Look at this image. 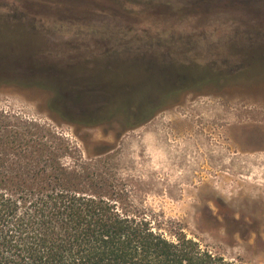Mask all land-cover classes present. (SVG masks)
Instances as JSON below:
<instances>
[{
	"label": "rangeland",
	"instance_id": "rangeland-1",
	"mask_svg": "<svg viewBox=\"0 0 264 264\" xmlns=\"http://www.w3.org/2000/svg\"><path fill=\"white\" fill-rule=\"evenodd\" d=\"M10 1L0 0L2 20L14 15L37 32L31 40L42 43L45 59L84 73L97 62L122 60L105 55L122 44L136 50L123 57L135 55L146 72L194 59L230 77L257 75L218 86L192 83L132 129L122 131L113 119L80 134L112 147L118 174L158 218L178 222L187 237L226 260L264 264V0H16L17 8ZM153 59L159 67L143 66ZM189 66L176 70L186 71L184 80L195 76ZM45 94L2 87L0 111L54 125L85 155L72 127L49 117Z\"/></svg>",
	"mask_w": 264,
	"mask_h": 264
},
{
	"label": "trees",
	"instance_id": "trees-1",
	"mask_svg": "<svg viewBox=\"0 0 264 264\" xmlns=\"http://www.w3.org/2000/svg\"><path fill=\"white\" fill-rule=\"evenodd\" d=\"M10 3L8 7L17 8L16 0ZM3 19L0 24L8 26L0 30V88L46 93L43 105L49 117L72 127L85 155L54 125L0 111V264H244L202 247L178 222L164 221L148 210L137 190L118 174L112 147L80 132L110 125L113 119L126 131L181 98L192 83L218 86L249 82L257 75L249 71L230 77L210 64L201 68L193 59L187 63L203 75L184 80L186 71L179 75L176 70L191 66L186 61L168 63L158 69L172 70V87L156 104L140 106L113 93L115 87L131 89L132 81L97 77L100 71L133 61H101L84 73L45 59L42 43L31 40L37 32L16 23L14 15ZM135 51L115 44L105 55ZM150 63L143 66L150 69Z\"/></svg>",
	"mask_w": 264,
	"mask_h": 264
},
{
	"label": "water",
	"instance_id": "water-1",
	"mask_svg": "<svg viewBox=\"0 0 264 264\" xmlns=\"http://www.w3.org/2000/svg\"><path fill=\"white\" fill-rule=\"evenodd\" d=\"M189 71H191L192 76L203 74V72L193 69ZM97 77L117 81H132L131 89L120 91L119 87H115L113 93L115 97L132 100L140 106L156 104L161 94L173 84L172 70L146 72L139 64L129 62L116 66L113 71H100Z\"/></svg>",
	"mask_w": 264,
	"mask_h": 264
},
{
	"label": "flooded vegetation",
	"instance_id": "flooded-vegetation-1",
	"mask_svg": "<svg viewBox=\"0 0 264 264\" xmlns=\"http://www.w3.org/2000/svg\"><path fill=\"white\" fill-rule=\"evenodd\" d=\"M133 55V54H132ZM124 55H122V56H120V58H122V60H119V61H124V60H126V61H133V62H135V63H137V62H139V61H136L137 59H134V58H136V57H134V56H132V57H130L129 55L128 56H126V57H123ZM129 59H131V60H129ZM151 61V63H150V65H149V67H150V69L152 70V69H154V68H157V67H159V66H157V63H156V60H150ZM116 62H118V61H116ZM116 62H111V63H116Z\"/></svg>",
	"mask_w": 264,
	"mask_h": 264
}]
</instances>
